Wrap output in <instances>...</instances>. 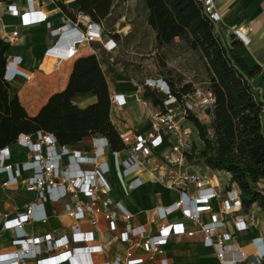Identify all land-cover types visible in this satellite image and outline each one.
Wrapping results in <instances>:
<instances>
[{
  "label": "built area",
  "instance_id": "1",
  "mask_svg": "<svg viewBox=\"0 0 264 264\" xmlns=\"http://www.w3.org/2000/svg\"><path fill=\"white\" fill-rule=\"evenodd\" d=\"M204 14L215 25L218 31L220 16L216 11L218 0H199ZM5 13L20 19L23 28L45 24L55 42L45 52V56L56 61L74 59L79 48L83 45L98 42L108 53L117 51L118 43L107 32L102 23L92 22L86 17L78 16L76 20L63 14L60 25L54 27L50 22V15L36 9L33 0H27V9L20 10L15 5L5 6ZM237 39L244 45L249 44L242 29L234 32ZM19 37L18 32H13L7 38L9 44ZM6 41V42H7ZM22 60L18 57L8 56L5 80L10 85L17 78L28 79L29 76L21 71L19 66ZM149 89L162 96V105L154 106L152 101L144 97ZM214 97L209 89L205 94L196 92L187 94L179 100L173 93L171 84L163 77H147L138 89L130 95L112 94L111 112L114 108L124 109L137 105L148 112V126L146 131L130 130L119 132L120 140L124 145L121 151L112 149L106 136L96 135L92 138V151L82 152L69 146L60 145L52 134L38 132L34 135L22 134L14 145L26 148L29 152L27 162L11 164V147L0 151V176H6L4 187H20L19 181L24 173L28 174L25 189L28 193L35 194L36 200L30 204L26 212L14 220H9L7 215L0 213V224L7 230L15 231L12 250L0 254V264H26L29 259H37L44 251L30 250L32 245L39 247L47 244V253L59 251V254L38 260V264H64L73 262L77 253L89 255H102L105 248L100 245L89 246L95 242L93 232H82L78 225L72 227L71 238L63 237L55 240L51 235L28 239L29 235L24 227L37 222H45L47 204H57L70 199L67 207L68 215L77 221L86 220L90 226L99 225L102 217L111 232L119 231V222H124L123 231L118 233L112 242L119 241L128 245L126 262L124 264H143L144 257H137L136 249H141L148 260L154 261L157 255L165 253V245L172 236L186 235L193 237L194 232H189L184 223H168L170 216L180 212L182 217L194 223L204 235V244L214 249L220 264H262L264 259V238L251 241L255 253L248 255L242 250H237L236 245L227 244L232 240L230 233L221 232L227 226L222 216L244 212L239 189H231L225 193L207 188V177L198 171L189 172L186 154L193 149L192 131L184 126L189 114H205V110L212 109ZM111 156V166L108 158ZM161 158L166 167L182 169L177 185H194L198 194L190 196L181 192L179 200L169 207L157 208L158 219L162 223L156 234H149L143 226L134 227L131 224L133 215L121 202H116L110 196L112 186L106 175L110 169L125 192H129L138 182L139 170H147L157 166L154 171L166 168L159 164ZM111 167V168H110ZM155 180L157 177L154 178ZM164 182V179H160ZM140 185V184H139ZM138 187V185H137ZM174 187V185H173ZM218 201L220 212L213 214L211 222L206 223L204 213L213 211V202ZM39 213V216L37 215ZM254 216L235 217V226L238 232L247 231V222L252 223ZM257 241L259 243H257ZM37 244H35V243ZM72 244L82 245L76 248ZM90 264V263H89ZM91 264H95L94 262ZM123 264L119 260L113 263ZM160 264H168L166 259Z\"/></svg>",
  "mask_w": 264,
  "mask_h": 264
},
{
  "label": "crops",
  "instance_id": "2",
  "mask_svg": "<svg viewBox=\"0 0 264 264\" xmlns=\"http://www.w3.org/2000/svg\"><path fill=\"white\" fill-rule=\"evenodd\" d=\"M33 1L37 10L50 15V22L54 27L60 25V17L65 14L60 4L65 5L77 17L80 16L77 14L78 5L76 0ZM11 4L25 11L27 0H0V38L7 41V38H10L13 32L19 33V37L10 44L11 48L8 55L22 60L19 68L29 78L19 77L11 83L10 96L11 98L18 96L20 103L30 117L36 116L52 95L66 89L74 64L80 58L91 55L98 58L108 84L110 96L112 94L130 95L138 89L145 78L154 77L148 69H145L142 81L131 83L125 81L130 79L124 77L120 72L122 60L125 59L130 63L139 64L143 60L142 58L151 56L150 52H154L156 49V32L148 24L149 9L146 0H115L109 16L101 22L107 32L118 43L117 51L112 54L108 53L100 43L94 42L81 46L74 59L60 62L45 56L47 49L56 40L50 35L46 25L40 24L23 28L19 18L5 13V6ZM216 11L220 16L218 32L227 46L231 47V45L237 44L238 47L233 49L234 54L243 58L249 67H259L261 69L260 74L251 79V83L254 86L257 101L264 104V0H218ZM88 20L89 18L86 17L85 21ZM240 28L249 40L248 45H244L234 35V32ZM175 40L177 42L179 39ZM145 63L143 64L144 67L148 65ZM116 80L120 81L118 87L114 85ZM96 102L97 98L93 93L77 94L73 99V103L82 109ZM143 112L136 104L131 108H114L111 112L112 123L118 132L146 131L145 126H139L141 113ZM205 118L211 121L207 114H205ZM262 126L264 132V108ZM91 140L92 138L87 139L77 150L90 153L92 151ZM11 154V164H22L27 162L29 158L28 150L18 145L11 147ZM158 161L161 166L166 167L161 158H158ZM108 162L111 166V156L108 158ZM156 166L154 164L150 169L139 172L138 182L134 184L129 193L123 191L113 170L110 169L106 175L112 186V192L110 193L112 199L121 202L133 215L131 224L134 227L143 226L149 234H156L162 224L158 219L157 208L172 206L179 200L181 192H186L190 196L198 194L194 185L184 186L175 183L178 182L183 172L180 171L182 169L176 168L173 171L170 170V172H166L164 169L155 172L154 168ZM189 172H192V170H189ZM201 173L207 177L205 183L207 188H212L220 193H225L231 189L238 190L236 184H231L232 176L227 172L213 171L206 168ZM27 177L28 174L24 173L19 181L20 187L7 188L3 186L6 176H0V213L7 215L9 220H14L18 215L25 213L27 207L36 200L35 194L28 193L25 189ZM155 177H157L156 180ZM160 179H165L166 182H162ZM70 202V199H66L57 204H47L45 207L47 220L24 227L29 235L28 239L36 240V238L47 235H51L55 240L63 237L71 238L72 227L78 225L82 232L94 233L95 242L90 243L89 246H103L105 252L102 255L89 256L79 252L74 256L73 262L64 264H91L93 262L102 264L104 262L113 263L115 260H119L124 264L128 245L119 241L112 242V239L123 231L124 222H119L118 232H111L108 223L102 217L99 225L92 227L86 220L77 221L68 215L67 207ZM219 212V202L214 201L213 211L204 213L205 222L210 223L212 215ZM247 213L254 217L258 215L264 217V213L255 204L248 212L242 211L222 216L227 221V226L221 232L232 235V240L227 244L236 245L237 250L253 255L256 249L251 241L256 238H264V227L259 226L258 221L247 222V231L238 232L235 226V217H246ZM37 215L39 216V213ZM167 222L184 223L187 230L195 234L193 237L186 235L172 236L164 247L165 253L157 255L154 261L148 260L147 255L141 249H136L137 257L145 258L143 264H160V261L164 259L168 261V264H220L214 249L204 244V235L194 223L185 220L180 212L170 216ZM14 238L15 231L7 230L3 224H0V254L12 250ZM257 243L259 242L257 241ZM78 246L82 245L72 244L73 248ZM38 248L44 251L43 255L38 256L37 259H29L26 264H38L40 259L59 254V251L47 253L45 251L48 248L47 244H41L39 247L33 244L30 250L34 252Z\"/></svg>",
  "mask_w": 264,
  "mask_h": 264
},
{
  "label": "trees",
  "instance_id": "3",
  "mask_svg": "<svg viewBox=\"0 0 264 264\" xmlns=\"http://www.w3.org/2000/svg\"><path fill=\"white\" fill-rule=\"evenodd\" d=\"M115 0H76L77 14L101 23L110 14ZM149 26L156 32V47L162 48L175 39L200 53L209 76V91L214 105L208 110L211 128L189 114L188 119L198 131L204 148L200 158L213 171L231 174L244 212L257 204L264 213V104L257 101L251 79L260 74L259 67H249L234 54L237 44L227 46L215 25L204 14L199 0H146ZM64 13L73 14L63 4ZM11 45L0 38V151L17 142L20 135L38 132L52 134L62 146H78L93 136H106L115 151L124 149L111 119V96L101 63L95 55L78 59L66 89L50 97L40 112L30 117L18 96L11 98V85L5 80ZM173 93L182 100L193 92L185 85L177 90L169 79ZM93 93L95 104L79 108L73 103L77 94ZM144 97L154 106L162 105L161 95L147 89ZM194 147L186 154L190 162ZM264 264V259L262 261Z\"/></svg>",
  "mask_w": 264,
  "mask_h": 264
},
{
  "label": "rangeland",
  "instance_id": "4",
  "mask_svg": "<svg viewBox=\"0 0 264 264\" xmlns=\"http://www.w3.org/2000/svg\"><path fill=\"white\" fill-rule=\"evenodd\" d=\"M150 54L152 55L142 58L143 60L139 64L130 63L125 59L122 60L120 72L124 77H128L130 79L125 81H130L131 83H140L142 81L141 79L144 75L145 69H148L154 77L160 76L165 79H169L172 84L175 85L177 90L182 89L185 85H189L193 90V92L190 94H194L196 92L205 94L207 88L209 89L210 80L206 70L205 61L202 59L200 53L191 50L184 41L178 40L176 42V40H174L169 45H166L162 48L156 47L155 51L150 52ZM144 63L148 65L144 67ZM119 82L120 81L116 80V83H114L115 87L119 86ZM121 87L124 88L123 86ZM208 110L210 109L205 110V114H207L211 118L210 114L207 113ZM142 111L144 112L141 113L139 126H148V112L147 110L143 109ZM205 114L202 113L200 115H197V117L208 128H211L212 118L211 121H208L205 118ZM182 123L192 131V140L194 147V155L190 162L187 160V166L189 167V170L203 172L207 168L205 166L204 160L200 158V153L204 148V144L200 139H198V131L188 118L187 120H183ZM81 146L82 144L79 145L78 148ZM165 168L166 172H170L171 168ZM223 178L225 179L226 177ZM164 182H166L165 179ZM125 195L126 194L124 193V196ZM254 221H258L259 226L264 227V217H262L261 215H258L257 217L255 216Z\"/></svg>",
  "mask_w": 264,
  "mask_h": 264
},
{
  "label": "bare ground",
  "instance_id": "5",
  "mask_svg": "<svg viewBox=\"0 0 264 264\" xmlns=\"http://www.w3.org/2000/svg\"><path fill=\"white\" fill-rule=\"evenodd\" d=\"M141 171H143V169L142 170H139V172H141ZM124 191V190H123ZM125 192V191H124ZM125 193H129V192H125Z\"/></svg>",
  "mask_w": 264,
  "mask_h": 264
}]
</instances>
